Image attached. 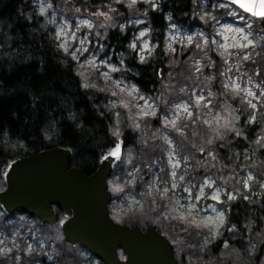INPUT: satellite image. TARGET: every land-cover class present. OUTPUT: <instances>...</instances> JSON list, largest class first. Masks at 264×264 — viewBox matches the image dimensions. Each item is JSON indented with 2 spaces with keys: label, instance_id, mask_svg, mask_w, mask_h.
<instances>
[{
  "label": "clouds",
  "instance_id": "1",
  "mask_svg": "<svg viewBox=\"0 0 264 264\" xmlns=\"http://www.w3.org/2000/svg\"><path fill=\"white\" fill-rule=\"evenodd\" d=\"M47 148L165 264H264V0H0V194ZM11 209L0 264H109L74 206Z\"/></svg>",
  "mask_w": 264,
  "mask_h": 264
},
{
  "label": "water",
  "instance_id": "2",
  "mask_svg": "<svg viewBox=\"0 0 264 264\" xmlns=\"http://www.w3.org/2000/svg\"><path fill=\"white\" fill-rule=\"evenodd\" d=\"M46 150L52 151L13 166L9 174L10 187L0 194V201L12 208L13 213L30 208L42 215L52 201L64 207L74 206L77 216L67 224L69 235L90 245L108 259L109 264H120L115 259V248L119 245H124L131 253L129 264H165L166 245L155 234L143 235L139 230L128 232L108 219L103 171L88 178L76 170H68L66 152Z\"/></svg>",
  "mask_w": 264,
  "mask_h": 264
},
{
  "label": "trees",
  "instance_id": "3",
  "mask_svg": "<svg viewBox=\"0 0 264 264\" xmlns=\"http://www.w3.org/2000/svg\"><path fill=\"white\" fill-rule=\"evenodd\" d=\"M58 146H61V147H68L69 145H58ZM47 149H51V148H47ZM46 150V149H45ZM85 174H88V175H91L93 173L91 172H86Z\"/></svg>",
  "mask_w": 264,
  "mask_h": 264
}]
</instances>
